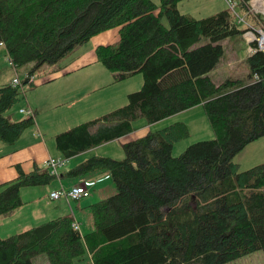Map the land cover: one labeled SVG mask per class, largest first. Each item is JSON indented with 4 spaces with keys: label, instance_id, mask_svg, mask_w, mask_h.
I'll use <instances>...</instances> for the list:
<instances>
[{
    "label": "trees",
    "instance_id": "1",
    "mask_svg": "<svg viewBox=\"0 0 264 264\" xmlns=\"http://www.w3.org/2000/svg\"><path fill=\"white\" fill-rule=\"evenodd\" d=\"M244 1L237 5L242 14ZM176 2L0 0L6 55L18 74L17 67L34 64L22 83L33 84L35 68L111 28L119 40L98 45V60L115 81L143 77L125 104L55 135L64 159L128 135L139 116L151 124L198 104L214 133L173 156V143L188 134L183 122H175L124 142L122 159L85 158L63 176L107 170L116 187L89 204L93 229L82 235L73 217L64 215L0 236V264H33L38 255L48 264H81L84 257L90 264H226L254 251L264 254V162L244 170L234 162L245 145L264 135V52L246 56V78L216 82L210 71L223 56L222 41L247 27L228 7L194 18ZM254 16L246 15L248 23L264 29V18ZM21 94L11 79L0 87V143H16L34 124L31 117L15 121L6 114ZM16 169L14 179L0 183V216L25 203L22 188L55 178L37 164L29 172Z\"/></svg>",
    "mask_w": 264,
    "mask_h": 264
},
{
    "label": "rangeland",
    "instance_id": "2",
    "mask_svg": "<svg viewBox=\"0 0 264 264\" xmlns=\"http://www.w3.org/2000/svg\"><path fill=\"white\" fill-rule=\"evenodd\" d=\"M153 1L157 4L160 3V0ZM249 1L251 0H245V3H243L246 10L251 8ZM176 5L181 13L194 18L206 17L227 9L226 0H177ZM251 14L256 15L254 17L261 16L252 12ZM118 40V30L116 28L107 29L94 34L87 42L75 46L59 61L50 64L44 63L35 68L33 70V84L23 83L24 96L22 94L18 95V101L6 111V114L11 120L15 121L25 118L26 116L21 114L19 109L23 108L27 102L31 107L37 105L38 107L46 108L45 110L49 112V115L45 114L44 119H49L47 122L51 126L41 132L40 138L36 134L34 139L26 137L31 130L28 129L23 133V136L21 135L22 138L18 139L19 141L16 144L14 143L15 145L0 143V154L7 153L8 150L15 148L13 146L23 145L29 141L33 142V140L36 141L39 138L46 142L52 156L63 158V155L55 146L54 137L56 134L125 104L127 93L138 90L141 87L143 82L141 73L115 81L113 74L98 60L95 52L98 45L116 44ZM207 41V38H202L201 43ZM222 45L223 56L216 67L210 71L213 80L220 82L230 76L246 78L249 72L246 62V56L249 54L247 52L249 44L242 35H238L224 39ZM84 64L86 65L80 68ZM11 66L9 57L6 55V49L3 45H0V87L12 77L13 70ZM32 66L34 64L29 63L17 67L22 80L27 78L28 70ZM175 122H183L187 126L188 134L173 143V156L179 155L188 145L196 141L214 137L204 108L201 104H198L151 124H148L144 117L139 116L132 121L133 131L130 134L104 142L87 150V157L99 155L122 159L125 156L122 147L124 142L139 137L147 131H155ZM234 162L239 165L240 170L264 162V135L245 145L234 156ZM74 163H77L74 157L67 159L64 165L57 168L56 175L58 172L68 171L74 166ZM103 172L104 170L94 172L84 177H93L95 179ZM68 178L63 176L62 180H67ZM112 182L110 179L99 183V185L113 186L110 191L113 194L116 192V187ZM61 186L68 188L63 184L60 185L57 176H55L48 185L22 188L20 197L25 203L11 214L0 218V236L3 237V235H9L13 231L35 225L39 221L40 214L44 215L43 219H51L53 216H50L49 213L57 203L68 207L70 215L73 217V209L75 210L77 201H72L70 207L63 197L56 201L48 197L52 190L59 189ZM92 196L94 197L93 193ZM89 214L92 217L91 210H89ZM3 225H6V227H2ZM91 225L93 227V219ZM81 228L84 229L83 226ZM32 261L33 264H48L44 255H38ZM81 264H90L88 258L84 257ZM226 264H264V254L259 250L254 251Z\"/></svg>",
    "mask_w": 264,
    "mask_h": 264
},
{
    "label": "crops",
    "instance_id": "3",
    "mask_svg": "<svg viewBox=\"0 0 264 264\" xmlns=\"http://www.w3.org/2000/svg\"><path fill=\"white\" fill-rule=\"evenodd\" d=\"M85 65L86 64L81 65L80 68H82ZM69 72H67V73H69ZM10 79H9V81H10ZM33 79L34 78L32 75L30 77V80L33 81ZM58 102H60V101H58ZM29 106H30V104H29ZM31 108L34 110V125H32L26 129V130L31 129L30 133L26 137L34 139V135L36 134L40 138L41 132H43L44 130H46L47 128H49L51 126L47 122L49 119H46V120L44 119L45 114L49 115V112L47 110H45L46 108H41V107H38L37 105H34V107H31ZM94 129L95 128L93 127L92 131ZM25 131L23 133H25ZM23 133H22V136H23ZM22 136L20 138H22ZM20 138H19V140H20ZM39 138L36 141L33 140V142L29 141L28 143H25L23 145L13 146L15 148L12 147L13 149L8 150L7 153L5 152V153L0 154V183L8 181V180H12L17 176L16 165H19L25 172L31 171L33 169L34 165H36V164L38 166L43 167L44 160L46 158L52 156V153H51L48 145L46 144V142L39 139ZM2 152H4V151H2ZM74 158H75L77 163L81 162L82 160L87 158V151L82 152V153L74 156ZM77 163H74V166ZM64 173H66V171L58 172V174L56 176H57V179H58V182L60 183V185L63 184L64 186H66L68 188L80 183V181L84 177V176L72 177V178L69 177L67 180H62ZM106 180H110V178L108 177L106 179H102V180L97 181L90 188L91 195L88 198H83V199L81 198L79 200H71V202L77 201L75 204V210L73 209V218L79 224V228H80L79 230H80V233L82 235L91 231L93 228L91 225L92 217L89 214V210H90L89 204H91L92 202L97 201L99 199L105 198L111 194L110 191L113 189V186L107 187L104 185H99V183L104 182ZM54 190H57V189H54ZM54 190H52V191H54ZM92 193L94 194V197L92 196ZM48 197H49V195H48ZM59 199H56V200H59ZM71 202H70V206H71ZM17 209H19V208H17ZM49 215L53 216L52 218H55L58 216L70 215V210L68 207L62 206L61 203H57L54 206V208L51 209V212L49 213ZM43 216H44L43 214H40L38 223L46 221V219H43L44 218ZM1 217H3V216H0V218ZM38 223H36V224H38ZM31 226H33V225L25 227L24 229L29 228ZM82 226L84 229L81 228ZM2 227H6V225H3ZM18 231H21V230H18ZM18 231H13V232L15 233ZM12 233H10V234H12ZM5 236H8V235H3V237H5Z\"/></svg>",
    "mask_w": 264,
    "mask_h": 264
},
{
    "label": "built area",
    "instance_id": "4",
    "mask_svg": "<svg viewBox=\"0 0 264 264\" xmlns=\"http://www.w3.org/2000/svg\"><path fill=\"white\" fill-rule=\"evenodd\" d=\"M264 1V0H262ZM238 0H226L228 9L232 12L235 20L239 24H243L247 27V29L243 32L242 36L244 37L245 41L249 44L247 48V52L250 54L254 51H262L264 52V29L260 26H254L248 23L246 20V15L252 13L260 14L264 18V9L259 5L255 4L256 0L249 1L251 8L247 10L245 13H240L237 9ZM251 42H255V46H251ZM0 45L3 43L0 42ZM12 64V63H11ZM13 67V77L11 78V84L13 86H18L19 90L22 92L24 96L25 89L22 83V79L17 73L15 67ZM19 112L31 117L34 120V110L29 106L26 102V105L23 108L19 109ZM66 163V159L64 158H57L50 156L46 158L43 162V168L48 169L52 174L56 175V170L59 166L64 165ZM109 177V173L105 170L103 173L100 174L99 177L93 179V177H84L80 183L69 187L64 188L60 187L57 190L51 191L49 193V198L51 200H56L59 198H64L70 206L71 200H79L81 198L87 197L90 194V188L99 180L106 179ZM72 226L75 230H79V224L73 220Z\"/></svg>",
    "mask_w": 264,
    "mask_h": 264
},
{
    "label": "bare ground",
    "instance_id": "5",
    "mask_svg": "<svg viewBox=\"0 0 264 264\" xmlns=\"http://www.w3.org/2000/svg\"><path fill=\"white\" fill-rule=\"evenodd\" d=\"M255 4L259 5L260 7H262L264 9V1L256 0Z\"/></svg>",
    "mask_w": 264,
    "mask_h": 264
},
{
    "label": "water",
    "instance_id": "6",
    "mask_svg": "<svg viewBox=\"0 0 264 264\" xmlns=\"http://www.w3.org/2000/svg\"><path fill=\"white\" fill-rule=\"evenodd\" d=\"M25 81H27V79H25Z\"/></svg>",
    "mask_w": 264,
    "mask_h": 264
}]
</instances>
